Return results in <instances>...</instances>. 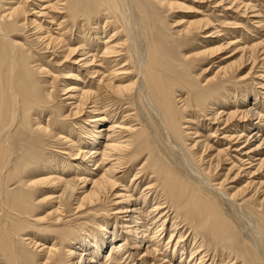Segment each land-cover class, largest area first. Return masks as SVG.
Masks as SVG:
<instances>
[{
  "label": "bare ground",
  "instance_id": "obj_1",
  "mask_svg": "<svg viewBox=\"0 0 264 264\" xmlns=\"http://www.w3.org/2000/svg\"><path fill=\"white\" fill-rule=\"evenodd\" d=\"M151 2L163 14L185 8L166 0H0V256L5 264H148L147 259L158 264L166 260L162 252L158 257L159 238L166 223L176 219L192 231L185 237L183 226L169 225L164 246L175 241L172 256L177 247L180 260L188 251L190 263L213 264L206 255L207 239L198 237L206 233L219 243L217 263L264 264V40L236 49V62L223 57L229 62L202 81L191 75L189 65L212 59L236 42L208 47L194 59L178 49V57L165 45V36L150 39L145 33L142 19ZM228 3L235 13L242 7L240 14L251 9L259 15L254 6ZM115 12L132 38L120 40L118 26L106 31L107 17ZM211 23L208 18L187 21L176 32L180 43ZM217 29L204 38L221 40ZM47 55L93 79L84 91L72 81L60 85L73 101L68 115L55 105V91L62 79L79 84L84 78L76 69L73 75L70 66L65 71L52 67ZM242 67H249L245 75L238 74ZM254 79L261 80L256 89ZM123 106L137 125H130L131 117L114 121L111 114ZM81 114L89 130L72 125ZM200 118L212 138L222 135L220 148L202 140L194 128ZM141 160L139 173L149 170L153 177L143 187L139 173L128 180L131 187L120 181L125 176L116 177ZM73 170L77 174L66 179L63 173ZM108 202L114 207L111 228L107 221L103 225L110 217ZM71 217L76 230L66 221ZM28 233L34 238L23 240Z\"/></svg>",
  "mask_w": 264,
  "mask_h": 264
},
{
  "label": "rangeland",
  "instance_id": "obj_2",
  "mask_svg": "<svg viewBox=\"0 0 264 264\" xmlns=\"http://www.w3.org/2000/svg\"><path fill=\"white\" fill-rule=\"evenodd\" d=\"M166 1H177V2H179V3H183V6L185 7L184 9H181V10H178V11H174V12H167V13H164L163 14V12H160V9L157 7V6H154L153 5V3L151 2V3H149L150 5H151V7H152V9L151 10H147V12L148 13H146L147 15H145V18L144 19H142V24H143V26H144V28H145V33L148 35V37H150V39H155V37L157 38L158 36H160L161 34L163 35V36H165V41H164V43H165V45H167L169 48H174V49H172L173 51H174V55H176V56H178L179 57V55H181L180 53L181 52H187L186 53V57H190L191 55H192V59H194L193 58V54L195 55V54H197V53H200V52H202V51H204L206 48H208V47H216V46H218V45H220V44H222L223 42L225 43V44H227V43H235L236 42V47L235 46H232V47H229L228 49H226L225 51H223L222 53H220V55H218V56H216V57H213L212 59H207V60H204V61H201V60H199V61H194V62H192L189 66L191 67V70L189 71L190 73H191V75H195V76H199V79H201L202 81L203 80H206V79H208L209 77H211L212 76V74H214V72H216L217 71V69L219 68V67H223L224 65H226L229 61H226L225 59L223 60V57H227V56H230L231 57V59H230V61L231 62H236V60L238 59V57H239V54H237L236 53V49H238V48H248V47H251V45L253 44H256V43H258V42H261L262 40H264V21H263V23L261 24V25H259V27H258V25H256L255 24V21H258V20H260V19H262V20H264V0H238V3H243V5L245 4V5H247V6H249V7H255V9H254V11H256V12H258V14L260 15H257V14H253L252 15V11H251V9L250 10H248L247 12H246V15H244V14H240L241 12H242V7H239V11L237 10L236 11V13H235V10L234 9H232V8H230L229 6H230V4L228 3V2H230L231 0H226L224 3H221V4H213V2H219L220 0H209V2H208V0L207 1H204V2H201V1H199V0H166ZM240 1V2H239ZM225 3H228V4H225ZM215 5V6H214ZM223 5V6H222ZM216 7V8H215ZM218 7V8H217ZM227 8V9H226ZM229 8V9H228ZM222 9V10H221ZM233 10L232 12H231V10ZM156 10V11H155ZM228 10V11H227ZM155 11V12H154ZM197 11V12H196ZM195 12H196V14H195ZM238 12V13H237ZM234 13V14H233ZM118 15V16H117ZM244 15V16H243ZM256 16L257 15V17H251V16ZM119 17V18H118ZM108 19H107V22H109L108 23V26L106 27V31L109 33L111 30H113L114 28H115V26H118V28L116 27V31L119 33V32H121L120 34H119V39L120 40H125V38H127V36L129 37V39L130 38H132L133 37V34L130 32L129 34L127 33V32H125L126 30H127V28H126V23H124L123 21V19H122V17H121V15H120V13H118V12H115V14H114V17H110L111 18V20H110V18L109 17H107ZM208 18V20L209 21H211L212 23H211V27L210 28H208V29H206V30H204V31H202V32H200V33H197L196 34V36L194 37V39L193 40H191L192 42H194V43H192L191 41H189L188 43H186L187 41H185V42H181L180 43V41H181V39H178L180 36H178L177 34H176V32L178 31H180V32H182L183 31V29H184V26L186 25V23H187V21H198V20H202V19H207ZM254 18V19H253ZM249 19H250V21H249ZM120 20V21H119ZM215 20H216V22H215ZM217 20H218V22H217ZM253 20V21H252ZM41 21V23H46V21L45 20H40ZM112 21V22H111ZM181 21H182V23H181ZM184 21H185V23H184ZM100 26H102L103 25V22H104V19L102 20V19H100ZM98 22V23H99ZM102 22V23H101ZM251 22V23H250ZM225 23H226V25H225ZM102 24V25H101ZM118 24V25H117ZM181 24V25H180ZM99 25V24H98ZM109 25H110V27H109ZM214 25V26H213ZM233 25V26H232ZM235 26V27H234ZM261 26H263V27H261ZM112 27V28H111ZM120 27V28H119ZM123 27V28H122ZM212 27H218V29H217V31H219L220 33H219V35L218 36H220L222 39L220 40V38H218V39H210V38H204L206 35H210V31H212ZM53 29V28H52ZM107 29H109V30H107ZM126 29V30H125ZM255 29V30H254ZM257 29V30H256ZM123 31V32H122ZM254 31V32H253ZM256 31V32H255ZM259 31V32H258ZM148 32V33H147ZM177 32V33H178ZM206 32V33H205ZM213 32V31H212ZM211 32V33H212ZM175 33V34H174ZM205 33V34H204ZM30 34L31 33H27V35L30 37ZM125 34H127V35H125ZM170 34H172V35H170ZM122 35V36H121ZM120 36H121V38H120ZM126 36V37H125ZM197 36L199 37V38H197ZM223 36H225V37H223ZM172 37V38H171ZM123 38V39H122ZM172 39V41H171V39ZM175 38V39H174ZM198 40H197V39ZM225 39V40H224ZM174 40V41H173ZM194 40H196V41H194ZM221 41V42H220ZM128 42H129V40H128ZM171 42V43H170ZM209 42V43H208ZM215 42V43H214ZM217 42V43H216ZM180 43V44H179ZM191 43V44H190ZM129 44H130V42H129ZM128 44V45H129ZM173 46H175V47H173ZM177 44H178V46H177ZM186 44H187V46H186ZM188 44H190L189 46H190V48H188L189 46H188ZM207 44V45H206ZM170 45V46H169ZM194 45V46H193ZM202 46H203V48H202ZM206 46V47H205ZM183 47V48H182ZM187 47V49H185V48ZM98 48V50L100 49V47H97ZM181 50V52L179 53V51L178 52H176L177 50ZM183 49V50H182ZM185 50V51H184ZM187 50V51H186ZM202 50V51H201ZM191 53H190V52ZM123 53H125V52H123ZM190 53V54H189ZM221 58V59H220ZM46 59H47V61H49V62H53L54 63V65H51L52 67H54V66H56V68L58 69V70H60V71H65V70H67V68L70 66V70L72 71V70H78L77 72H78V75L79 76H81V77H83L84 78V80L83 79H81L79 82L81 83V85H80V83L78 84V82L77 83H75L73 80H72V78H70V80H69V78L68 79H64V82H62L63 81V79H62V81H61V84L59 83V86H58V88H57V92L55 91V101H57V103L55 102V105H58L59 107H61L62 106V111H63V115H68V113H69V111H70V109L72 108L70 105L73 103V101L71 102V100H67L66 99V96H64L63 95V93L60 91V89H61V87H60V85L61 86H63L62 84L63 83H70L71 81L73 82H71L70 84H73V86L74 87H77V89H79V88H82V90L84 91V90H87V89H89V88H91L92 87V85H93V79H92V81H91V77L89 76V75H86L87 73H85V72H82L83 71V69H77L76 67V65H72L71 63H64V62H61L60 60L59 61H57V63H55V61H53V57L52 56H49V55H47L46 56ZM213 60V61H212ZM220 60V61H219ZM223 61V62H222ZM196 64H197V66H196ZM67 65V66H66ZM97 65V64H96ZM95 65V66H96ZM72 66V67H71ZM218 66V67H217ZM97 68V67H96ZM194 68H196V69H194ZM249 67H247V69H248ZM101 68H99V70H100ZM243 69V70H242ZM245 67L243 68H241L240 70H242V71H238L239 73L238 74H246L245 72H247L248 70H247ZM51 70H53V71H55L53 68L51 69ZM76 70L75 71H73V72H71L73 75H77V73H75L76 72ZM215 70V71H214ZM258 70V68H256V70H255V72ZM101 71H103V69H101ZM203 71V72H202ZM204 72H206V73H204ZM212 72V73H211ZM83 73V74H82ZM55 74H58V73H55ZM86 77H85V76ZM258 75H260V73H258L257 75H254V77H257ZM61 75H59V78L61 79ZM87 77H88V79H87ZM253 77V78H254ZM63 78V77H62ZM257 79H254V82H253V86H251V87H254L255 89L256 88H258V86L256 85V84H258V82L259 81H261V80H257ZM88 81V82H87ZM90 81V82H89ZM84 82L86 83V85H84ZM257 82V83H256ZM75 83V84H74ZM87 83L89 84V86L87 87ZM248 83V82H247ZM255 85V86H254ZM81 86H84V87H81ZM85 87H87V88H85ZM258 90V89H257ZM235 91V90H234ZM259 91V90H258ZM263 93V92H262ZM57 95H58V97H57ZM57 98V99H56ZM235 99H237V97H235ZM250 100H251V97L249 98ZM61 100H63V101H61ZM67 100V101H66ZM59 101V102H58ZM69 102V103H68ZM60 104V105H59ZM68 105V106H67ZM64 107V108H63ZM67 108V109H66ZM124 110H123V109ZM121 109H122V111H121V109H119V110H117L115 107L114 108H111V111H113V110H117V111H113V114H111V116L112 117H114V121H116V120H119L120 121V119H121V121L120 122H123L124 120L126 121H128V118L127 117H131L132 118V114L131 113H133L132 111H130V109L128 108V107H126V106H123ZM66 109V110H65ZM69 109V110H68ZM127 109V110H126ZM129 109V110H128ZM126 110V111H125ZM88 111V110H87ZM121 112V113H120ZM127 112H129V113H127ZM117 113V114H116ZM122 113H123V115H122ZM125 113H126V115L128 114H130L129 116L127 115V116H125ZM84 114V113H83ZM83 114H81L79 117H77V119H75V120H73L72 122H73V126H74V128L76 127L77 129H78V127L79 126H76L75 124L77 123V124H80V125H82V127H84V129H86V130H89V121H87V119L86 120H84L85 118H86V115L84 116ZM116 114V115H115ZM120 115V116H119ZM122 115V116H121ZM117 117H118V119H117ZM124 118V120H122ZM129 119L130 121H131V123H130V125H132L133 126V124H134V126L135 125H137L138 124V121L136 120V118H132V119ZM82 120V121H81ZM84 120V121H83ZM203 120L204 119H202V118H200V119H198V122H199V125L196 123V122H194L195 123V127L194 128H196L197 129V132H198V134L202 137V140H204V139H208L207 140V142L211 145L212 144V146H213V148H215V149H217V148H220L219 146H220V143H221V136L222 135H219V137H211L210 135H211V132H209V131H207V130H205V126H203L202 127V122H203ZM75 121V122H74ZM86 121V122H85ZM118 121V122H119ZM82 122V123H81ZM84 122H85V125H84ZM205 122V121H204ZM203 122V123H204ZM84 125V126H83ZM201 125V126H200ZM200 127H201V130H200ZM222 127V126H221ZM204 128V129H203ZM118 130V132H119V129H117ZM78 131V130H77ZM200 133H202V134H200ZM221 133V132H220ZM205 135V136H204ZM122 136H125V134L124 135H122ZM82 138V137H81ZM212 138V139H211ZM220 138V139H219ZM83 139V138H82ZM79 139V140H81L80 142H82L83 140H85V139ZM216 139V140H215ZM102 140H100V142H101ZM217 141V142H216ZM216 142V143H215ZM219 143V144H218ZM218 144V145H217ZM216 146V147H215ZM159 150H161V151H165V149L164 148H162V147H160L159 148ZM144 162H143V160H141L140 162H138V164H137V162L134 164L135 166L133 167V165L130 167V169L126 172V171H123L122 173H120V174H118V175H116V177L117 178H121L122 176H125L124 178L122 177L121 179L122 180H120L122 183H126V184H128V186H130L131 184H129V181L128 180H131L132 178L131 177H133L135 174H138L139 173V171H141V169L140 168H142L141 166H142V164H143ZM76 165V164H75ZM140 165V166H139ZM140 167V168H139ZM91 169L94 173H97L96 172V170L97 169H95V168H93V167H88V169ZM136 169V170H135ZM147 171V172H146ZM144 170V172H141V173H139L138 174V177H141V185L142 184H145V183H148L149 181H151L152 180V174H151V172L149 171V170ZM84 172H86V171H83V173ZM133 174H132V173ZM135 172V173H134ZM137 172V173H136ZM125 175H124V174ZM145 173H147V174H145ZM64 174V176H66L67 178L66 179H72L76 174H77V172L76 171H71V172H64L63 173ZM71 176H70V175ZM73 174V175H72ZM75 174V175H74ZM120 175V176H119ZM132 175V176H131ZM64 176H61V177H64ZM69 176V177H68ZM119 176V177H118ZM145 176V177H144ZM151 176V177H150ZM263 176H264V174H263ZM143 177V178H142ZM221 177V176H220ZM214 178V180H216L215 181V183L217 184V183H219V181H221L220 179L222 178ZM148 178H149V180H148ZM151 178V179H150ZM140 180L139 181H137L135 184L136 185H138L139 184V182H140ZM138 183V184H137ZM132 186V185H131ZM130 186V187H131ZM142 187H143V185H142ZM226 188H228V187H226ZM109 202H110V200H109ZM107 203L106 204V207H105V209H106V212H107V210H108V215L110 216L107 220L106 219H104V223H103V225H105L106 223V221L108 222L107 224H109L110 226L108 227V228H111V224H113V221H112V217H111V214H112V212H113V205L111 204V203ZM108 205V206H107ZM111 205V206H110ZM112 207V208H111ZM44 210H46L47 211V209L46 208H44V209H41L40 211L42 212V211H44ZM111 210V211H110ZM45 212V211H44ZM96 215H98V216H100L99 214H96ZM174 216H175V214H173ZM173 215H171V218L173 217L174 218V216ZM98 216H96V217H98ZM67 219H69V220H67ZM66 219V221H73L74 220V218L73 217H71V218H67ZM70 219H72V220H70ZM98 219V218H97ZM97 219H96V221H97ZM110 219V221H108ZM181 219H176L175 221L173 220V221H170L168 224L170 225L172 222L174 223H179L178 225L180 226H178V228H182V226H183V228L180 230V233L181 234H183L185 237H187L186 235H187V232H188V234L192 231L191 229H189L187 226H189L188 225V223L187 222H184V221H180ZM98 222H101V219H99L98 220ZM112 222V223H111ZM73 223H74V225H73V228H75V225H76V223H75V221H73ZM80 223V222H79ZM81 223H86V222H81ZM70 224H72V223H70ZM169 225L167 226V223H166V226H165V228H167L166 229V231L164 232V234L159 238L160 240H161V242H160V244L158 245V247L159 248H157L158 249V257L160 258V259H162V257L165 255L166 256V260H164V258L162 259L163 261H160V263H158V264H167L168 263V261H170V263L171 264H193V262H189V261H191V260H189V252L187 251L186 253L184 252L183 254V256H182V260H180V255L182 254V253H180V251H179V249H177V247H176V251H174V252H176L173 256L171 255V253H172V251H173V244L175 243V241H173L172 243H170L169 244V248L167 247V249L165 248V246H164V244H166V242H167V240H168V235H170V231H168V230H170L169 229ZM77 226V225H76ZM186 226V227H185ZM76 228H78V227H76ZM76 228H75V230H76ZM38 228H36L35 230H37ZM183 230V231H182ZM187 230V231H186ZM189 230H191L190 232H189ZM29 235V236H28ZM28 236V237H27ZM165 236V237H164ZM34 238V235H32L31 233L29 234H27V235H25V237H23L22 239L23 240H27L28 238ZM44 236H40L38 239H42V240H44V238H43ZM168 237V238H167ZM184 237V238H185ZM201 240H206L207 239V241H204L205 242V245H206V253H208V254H206L207 256H208V259H212L211 260V262H213V264H219V263H217V262H219V258H218V254H219V250H220V246H219V243H215V242H213V240H212V238L208 235V234H206V233H203V234H199V236H198ZM197 237V239H199ZM186 239V238H185ZM189 241L190 240H188V243L186 244V248H188L189 247V250L192 248L191 246H192V243L193 242H191V244L189 245ZM27 242V241H26ZM37 242H39V240L38 241H36V243ZM210 242V243H209ZM42 243H44V241H41V242H39L38 244L39 245H41ZM48 243H50V244H52V241H49ZM209 244V245H208ZM211 244V245H210ZM196 246H197V244H196ZM211 247V248H210ZM179 248V247H178ZM170 249V250H169ZM205 249V248H204ZM210 249V250H209ZM30 250V252H32L31 250L32 249H29ZM39 250V249H38ZM37 250V251H38ZM212 250V251H211ZM216 250L218 251V252H216ZM208 251V252H207ZM160 252V253H159ZM164 254H162V253ZM167 252H168V254H167ZM211 252V253H210ZM214 252V253H213ZM180 253V254H179ZM217 254V255H216ZM177 256V257H176ZM179 256V257H178ZM211 256H213V258L211 257ZM167 257H169V258H167ZM171 257V258H170ZM176 257V258H175ZM188 258V260H187V258ZM210 257V258H209ZM215 257V258H214ZM158 258V259H159ZM174 258V259H173ZM159 259V260H160ZM176 259V260H175ZM214 259H216V260H214ZM31 260V259H30ZM37 260H39L38 261V263H40V262H42L41 261V256L40 257H38V259ZM184 260V261H183ZM147 261L149 262L148 264H151V262H152V260L151 259H147ZM177 261H180V263L179 262H177ZM188 261V262H187ZM152 263H154V262H152ZM0 264H5V261H4V259L0 256Z\"/></svg>",
  "mask_w": 264,
  "mask_h": 264
}]
</instances>
